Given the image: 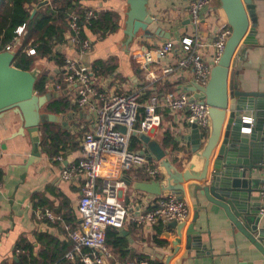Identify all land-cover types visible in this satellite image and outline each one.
Instances as JSON below:
<instances>
[{
    "label": "crops",
    "instance_id": "obj_1",
    "mask_svg": "<svg viewBox=\"0 0 264 264\" xmlns=\"http://www.w3.org/2000/svg\"><path fill=\"white\" fill-rule=\"evenodd\" d=\"M43 1L45 0H41ZM191 1L150 0L149 13L164 30L173 35L171 40L175 41V48L161 63L148 66V70L143 68L140 60H134L133 55L155 49L165 40L147 39L142 37L140 32L129 46L126 45L124 30L129 10L126 0L80 1L84 12L85 9L92 8L100 15L107 12L113 14L117 26L114 31L105 35L100 31L97 33H92L89 29L86 31V36L93 40V48L85 57V61L91 66L104 92L113 95L140 90L142 104L146 103L152 94H158L164 104L169 97L181 91L193 94L188 90V86L195 83L191 72L176 70L170 74L164 73V68L173 64V59L179 56L180 40L193 33L189 12ZM52 2L40 9L52 6ZM39 3H31L32 12ZM255 4L258 43L248 48L239 82L243 90L264 92V0L256 1ZM212 8L217 10V14L205 18L200 34L202 44H212L214 35L222 26L230 28L217 0L213 1ZM69 12L70 15L76 10ZM24 34L25 30L15 39L17 42L15 52L21 46ZM30 48L32 47L26 51ZM56 51L65 59L77 57L80 53L79 48L72 44L69 32L66 33L65 41L56 46ZM204 53L210 62L213 48L206 47ZM35 68L41 71V75L49 78L47 83L60 82L64 74V66L59 67L48 59L39 61ZM149 73H154L156 79L151 78ZM47 83L45 87L47 92H50L51 87H47ZM51 93L54 97L43 111L54 114L57 119L55 122H47L41 128V142L46 133L51 132L60 135L62 144L51 146L54 150L52 155H49L41 145V161L28 169H25V165L31 156L32 142L29 135L21 131L23 123L20 117L13 112L0 117V147L3 151L0 159V178L4 186L0 192V264L79 262L65 258V254L72 247V242L64 224L76 226L81 222L79 211L81 182L76 179H63L61 170L81 157L84 137L92 128L93 121L87 109H80L75 105L73 95L68 89L61 93L53 88ZM61 100H66L68 106L59 108L56 103ZM159 113L160 126L147 136L157 141L163 149L169 150V159L177 168L183 170L191 157L189 142L181 139L182 134L189 133L185 124L187 114L180 111L172 112L165 108ZM167 134L174 139L176 146L165 145ZM48 144L53 145V139H48ZM143 146L141 141L137 150L141 151ZM254 178L263 180L264 170L255 171ZM127 180H130V184L126 182ZM105 181L125 182L120 199L135 210L149 209L160 198L135 189L138 182L154 181L138 170L125 172L118 155H112L101 167L99 188ZM195 184L198 183L188 182L184 186V201L190 208L191 218L183 228L172 227L169 226L170 223L163 222L153 226L127 222L122 229H110L116 237L110 235L108 247L113 253V258L105 264H124L126 261L141 258L150 259L155 264H264L263 255L240 232H234L232 223L223 211L220 214L214 206H209L206 210L196 203ZM263 188L264 183H261L260 190ZM250 202L253 206L261 204V192H254ZM48 211L57 219H49L46 215ZM196 214L198 218L194 222ZM193 222L195 229L201 234V241L196 247L188 249V228Z\"/></svg>",
    "mask_w": 264,
    "mask_h": 264
},
{
    "label": "water",
    "instance_id": "obj_2",
    "mask_svg": "<svg viewBox=\"0 0 264 264\" xmlns=\"http://www.w3.org/2000/svg\"><path fill=\"white\" fill-rule=\"evenodd\" d=\"M256 1L260 0H217L225 21L231 29L225 51L212 68L206 86L190 84L192 100H203L209 106V131H200L197 124H187L189 131L181 139L189 142L191 157L181 170L169 159L170 151L163 149L157 141L147 135H136L143 142L141 153L158 162L161 179L156 182H138L135 189L152 197L174 194L185 200V183L197 182L194 186L196 203L203 209L214 206L232 223L264 257V219L260 216L261 204L250 202L254 192H261L264 179L254 178L255 171L264 170V92L243 90L239 76L248 48L257 45ZM127 12L126 45L141 32L142 37L153 40H171L173 35L164 30L149 13L150 0H126ZM48 4L43 1L32 12ZM15 51L0 52V117L13 112L23 123L32 142V152L25 165L28 169L42 159L40 130L47 122H55L54 114L44 112L53 99L50 92L39 94L36 84L41 71H30L15 67ZM250 117L251 122L245 120ZM250 129V132H246ZM125 132V128H120ZM130 184V180L126 181ZM198 214L194 219L196 222ZM194 222L188 228V249L196 247L201 234ZM186 222H172L169 226L183 228Z\"/></svg>",
    "mask_w": 264,
    "mask_h": 264
},
{
    "label": "built area",
    "instance_id": "obj_3",
    "mask_svg": "<svg viewBox=\"0 0 264 264\" xmlns=\"http://www.w3.org/2000/svg\"><path fill=\"white\" fill-rule=\"evenodd\" d=\"M51 4L53 0H45ZM214 0H192L189 5L191 26L193 33L180 40V53L172 63L164 68L165 74L176 70L191 72L195 83L206 86L211 78L212 68L219 63L231 29L222 26L214 35L212 44H202L201 29L205 18L217 14L212 8ZM100 13L96 9L88 8L84 12V22L81 23L80 14L74 12L68 15L67 24L71 35V42L79 48V55L66 58L64 74L60 82L47 83L58 92L68 89L73 95L74 103L80 109H87L91 113L93 126L84 137L82 155L78 161L68 164L61 170V177L65 180H80L79 211L81 222L76 226L64 224L68 237L72 242L71 249L65 254L67 260L81 264H105L113 258V253L107 244L109 229H122L127 222L153 226L158 222L166 224L172 222H188L191 211L188 204L174 194L161 196L149 209H133L125 205L121 197V189L125 182L105 181L99 188L98 178L101 167L107 163L112 155H118L125 172L140 171L148 179L156 182L161 179V170L157 161L151 160L140 150H131V138L134 135H147L161 124L159 111L163 108L172 112H185V124H197L200 131H209V106L203 100H192L189 92H179L163 103L158 94H152L146 103H141L142 91L118 93L109 95L104 92L91 66L85 57L93 48V40L85 36L90 22L97 19ZM25 26L16 31L18 37L23 34ZM17 37V38H18ZM16 38V39H17ZM17 41V40H16ZM17 42L7 45L3 51H15ZM213 48L211 61L208 62L204 49ZM175 48V41L165 40L155 49L138 52L133 55L134 60H140L143 68L148 70L150 65L161 63L170 56ZM1 52V51H0ZM28 55H35L36 49L30 48ZM156 79L154 73H149ZM251 122V118H245ZM120 128H125L121 132ZM250 132V129L247 130ZM3 151L0 147V159ZM61 159V157H58ZM0 178V192L3 190ZM51 220L57 219L51 212H47ZM260 216L264 219V188L261 190ZM124 264H155L150 259L141 258L126 261Z\"/></svg>",
    "mask_w": 264,
    "mask_h": 264
},
{
    "label": "trees",
    "instance_id": "obj_4",
    "mask_svg": "<svg viewBox=\"0 0 264 264\" xmlns=\"http://www.w3.org/2000/svg\"><path fill=\"white\" fill-rule=\"evenodd\" d=\"M81 0H54L52 6L40 9L37 14L32 16L31 3H39L41 0H0V51L11 44L15 43L18 37L16 31L19 27L25 26V34L22 37L21 46L17 49V57L15 59V67L30 71L38 65V62L44 59L53 61L57 66L63 67L65 57L56 51V46L65 41L66 33L69 32L67 18L70 10H76L80 14L81 23L84 22V10L80 6ZM114 16L111 13H103L97 19L90 22L88 29L92 33L100 31L103 35L107 32H112L116 29L114 23ZM86 36V32H85ZM34 47L36 49L35 55H28L27 48ZM49 78L41 75L37 84L36 91L39 94L47 92L46 83ZM60 108L61 106L67 107V101L61 100L56 103ZM58 108V109H59ZM53 139V145L48 144V139ZM62 139L60 135L46 133L43 139L42 146L46 152L52 155L53 147L61 146ZM141 140L138 136L134 135L131 138V150L139 149ZM176 146L173 138L167 134L165 145ZM110 235L116 234L111 232L110 229L107 233V244ZM76 264H81L77 262Z\"/></svg>",
    "mask_w": 264,
    "mask_h": 264
}]
</instances>
